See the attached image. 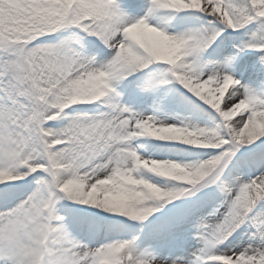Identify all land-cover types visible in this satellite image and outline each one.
I'll use <instances>...</instances> for the list:
<instances>
[{
	"label": "snow or ice",
	"instance_id": "obj_1",
	"mask_svg": "<svg viewBox=\"0 0 264 264\" xmlns=\"http://www.w3.org/2000/svg\"><path fill=\"white\" fill-rule=\"evenodd\" d=\"M0 264H264V0H0Z\"/></svg>",
	"mask_w": 264,
	"mask_h": 264
}]
</instances>
